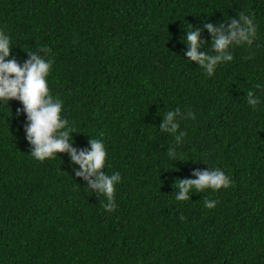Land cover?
<instances>
[{"label": "trees", "instance_id": "16d2710c", "mask_svg": "<svg viewBox=\"0 0 264 264\" xmlns=\"http://www.w3.org/2000/svg\"><path fill=\"white\" fill-rule=\"evenodd\" d=\"M241 12L259 47H234L209 77L186 57V32L199 28L198 51L215 54L204 25ZM0 29L7 59L54 60L48 85L72 146L102 139V171L122 177L107 212L67 153L31 157L23 105L0 104V264H264V105L246 103L264 82V0H0ZM178 108L196 115L179 147L159 127ZM209 167L232 185L177 201L175 182Z\"/></svg>", "mask_w": 264, "mask_h": 264}, {"label": "clouds", "instance_id": "9594fccd", "mask_svg": "<svg viewBox=\"0 0 264 264\" xmlns=\"http://www.w3.org/2000/svg\"><path fill=\"white\" fill-rule=\"evenodd\" d=\"M204 27L212 38V48L215 54L198 51L203 44L200 41V29L190 28L184 37L188 50L185 55L189 61H195L206 74L211 77L217 67L225 62L234 60V47H247L252 50L259 47L257 41L258 24L250 13L241 12L237 19L226 18V23L215 27L213 23H206ZM10 36L0 29V104L8 105L10 100H18L23 105V113L27 118L24 129L26 139L32 146L30 155L38 162L55 159L57 153H67L70 161L78 165L75 171L77 178H82L88 190H94L104 196L107 203L103 205L107 212L116 210V185L122 180L119 172L105 174L102 169L106 166L108 152L102 139H90V148L77 150L72 146V137L69 122L63 113V100L50 93L48 77L54 60L45 59L37 52H27L29 59L23 65L15 59H7L10 54ZM47 54L49 50L40 49ZM247 105L257 111L264 105V82L255 84L254 90L247 92ZM20 111V110H18ZM181 118L178 120L177 117ZM196 120L195 113L168 111L164 114L160 130L173 136L175 146L179 147L187 133L181 130L182 120ZM167 156L175 159L177 151L170 146ZM210 170H197L192 173L194 179H183L175 182L177 201H189L190 191L195 193L206 190L218 191L232 185L229 175L219 167H209ZM218 201L205 199L204 207L214 209Z\"/></svg>", "mask_w": 264, "mask_h": 264}]
</instances>
